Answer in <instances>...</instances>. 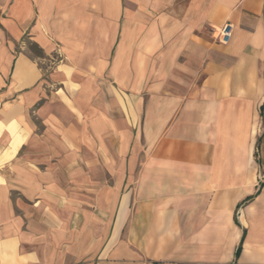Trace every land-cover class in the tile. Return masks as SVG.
Returning a JSON list of instances; mask_svg holds the SVG:
<instances>
[{"label": "crops", "instance_id": "obj_1", "mask_svg": "<svg viewBox=\"0 0 264 264\" xmlns=\"http://www.w3.org/2000/svg\"><path fill=\"white\" fill-rule=\"evenodd\" d=\"M0 264H264V0H0Z\"/></svg>", "mask_w": 264, "mask_h": 264}, {"label": "built area", "instance_id": "obj_2", "mask_svg": "<svg viewBox=\"0 0 264 264\" xmlns=\"http://www.w3.org/2000/svg\"><path fill=\"white\" fill-rule=\"evenodd\" d=\"M232 25L230 23H227L223 26V28L219 31L217 34L218 41L222 44H227L231 40V34H232Z\"/></svg>", "mask_w": 264, "mask_h": 264}, {"label": "rangeland", "instance_id": "obj_3", "mask_svg": "<svg viewBox=\"0 0 264 264\" xmlns=\"http://www.w3.org/2000/svg\"><path fill=\"white\" fill-rule=\"evenodd\" d=\"M26 42H27V41H26ZM26 46H27L28 50L31 51V54H32L33 56H40V55H41V53L39 52V50L37 49V47H36L34 44H31L30 42H27V43H26ZM40 65H41V67H42L43 69L47 70L48 66H47L46 63H45V64H42V63H41Z\"/></svg>", "mask_w": 264, "mask_h": 264}, {"label": "trees", "instance_id": "obj_4", "mask_svg": "<svg viewBox=\"0 0 264 264\" xmlns=\"http://www.w3.org/2000/svg\"><path fill=\"white\" fill-rule=\"evenodd\" d=\"M237 250H238V251H237V254H236V255H237V257H238V256L240 255V253H241V246H239Z\"/></svg>", "mask_w": 264, "mask_h": 264}]
</instances>
